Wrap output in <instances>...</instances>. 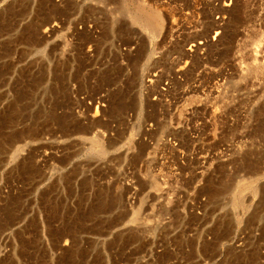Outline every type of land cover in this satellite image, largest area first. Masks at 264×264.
<instances>
[{
  "label": "rangeland",
  "instance_id": "rangeland-1",
  "mask_svg": "<svg viewBox=\"0 0 264 264\" xmlns=\"http://www.w3.org/2000/svg\"><path fill=\"white\" fill-rule=\"evenodd\" d=\"M133 1L0 0V264H264V0Z\"/></svg>",
  "mask_w": 264,
  "mask_h": 264
},
{
  "label": "bare ground",
  "instance_id": "bare-ground-1",
  "mask_svg": "<svg viewBox=\"0 0 264 264\" xmlns=\"http://www.w3.org/2000/svg\"><path fill=\"white\" fill-rule=\"evenodd\" d=\"M129 0H125L127 4ZM134 3V18L133 22L143 28L150 35H156L158 31L162 28L163 18L161 14L154 10L147 9L146 5L141 3L139 0H135ZM250 183H243V187H249Z\"/></svg>",
  "mask_w": 264,
  "mask_h": 264
}]
</instances>
